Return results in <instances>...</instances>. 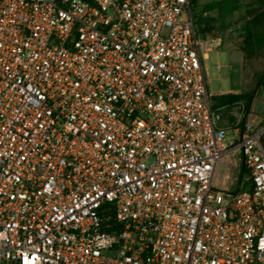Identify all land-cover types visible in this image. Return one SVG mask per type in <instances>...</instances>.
Returning <instances> with one entry per match:
<instances>
[{
  "label": "built area",
  "instance_id": "1",
  "mask_svg": "<svg viewBox=\"0 0 264 264\" xmlns=\"http://www.w3.org/2000/svg\"><path fill=\"white\" fill-rule=\"evenodd\" d=\"M213 43L191 0H0V264H264V120L218 126Z\"/></svg>",
  "mask_w": 264,
  "mask_h": 264
},
{
  "label": "rangeland",
  "instance_id": "2",
  "mask_svg": "<svg viewBox=\"0 0 264 264\" xmlns=\"http://www.w3.org/2000/svg\"><path fill=\"white\" fill-rule=\"evenodd\" d=\"M254 1L197 0L196 6L193 7L200 38H220L222 41L221 46L209 52L204 61L210 93L217 97L225 93H246L254 89L256 91L247 122L264 120V47L249 57L240 50L246 40L243 18L251 9L248 4ZM206 4H212L215 9H206ZM234 4L240 7L229 17V8ZM235 112L237 115L244 114V104H239ZM232 138L233 132L230 130L228 139ZM225 174L226 166L222 165L217 173L221 185Z\"/></svg>",
  "mask_w": 264,
  "mask_h": 264
},
{
  "label": "trees",
  "instance_id": "3",
  "mask_svg": "<svg viewBox=\"0 0 264 264\" xmlns=\"http://www.w3.org/2000/svg\"><path fill=\"white\" fill-rule=\"evenodd\" d=\"M192 7L196 6L197 0H191ZM251 8L248 11V15L243 18V29L244 36L246 38L245 44L240 47V50L246 57L252 56L257 50L264 47V0H255L253 3L248 4ZM240 6H230L229 17L239 8ZM205 8L208 10L215 9L212 4H206ZM225 20V19H223ZM260 82H258V85ZM255 89L239 94H225L216 98L218 106H233L238 103L244 104V116L242 123H245L248 115L250 114L251 107L255 99Z\"/></svg>",
  "mask_w": 264,
  "mask_h": 264
},
{
  "label": "crops",
  "instance_id": "4",
  "mask_svg": "<svg viewBox=\"0 0 264 264\" xmlns=\"http://www.w3.org/2000/svg\"><path fill=\"white\" fill-rule=\"evenodd\" d=\"M207 39L214 41L211 51H213L215 48L220 47L222 44V41L220 38H217V39L207 38ZM206 72H207V68H206ZM225 94H229V93H225ZM225 94H221V95H225ZM232 94H239V92H233ZM221 95H219V96H221ZM219 96H217V97H219ZM217 97L212 95L213 110L220 116V119L218 121V126L225 127V128L232 130L237 126L238 123H242V118H243L244 114L237 115L235 112V109L241 103L235 104L233 106H229V105L218 106L217 101H216Z\"/></svg>",
  "mask_w": 264,
  "mask_h": 264
}]
</instances>
